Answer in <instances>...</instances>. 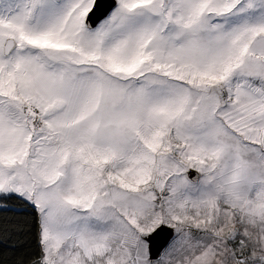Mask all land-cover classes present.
Wrapping results in <instances>:
<instances>
[{"label":"snow or ice","instance_id":"snow-or-ice-1","mask_svg":"<svg viewBox=\"0 0 264 264\" xmlns=\"http://www.w3.org/2000/svg\"><path fill=\"white\" fill-rule=\"evenodd\" d=\"M13 200L16 264H264V0H0Z\"/></svg>","mask_w":264,"mask_h":264},{"label":"trees","instance_id":"trees-1","mask_svg":"<svg viewBox=\"0 0 264 264\" xmlns=\"http://www.w3.org/2000/svg\"><path fill=\"white\" fill-rule=\"evenodd\" d=\"M9 206L0 208V264H16L25 253L36 249L33 210L22 206L18 200L8 202Z\"/></svg>","mask_w":264,"mask_h":264},{"label":"water","instance_id":"water-1","mask_svg":"<svg viewBox=\"0 0 264 264\" xmlns=\"http://www.w3.org/2000/svg\"><path fill=\"white\" fill-rule=\"evenodd\" d=\"M166 239H167V233H162L160 236L156 237L154 243L155 250H162V248L166 244Z\"/></svg>","mask_w":264,"mask_h":264}]
</instances>
